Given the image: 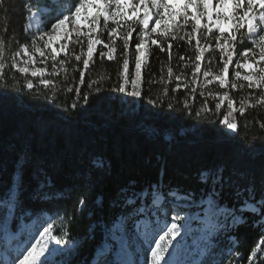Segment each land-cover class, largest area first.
Listing matches in <instances>:
<instances>
[{"label":"trees","instance_id":"1","mask_svg":"<svg viewBox=\"0 0 264 264\" xmlns=\"http://www.w3.org/2000/svg\"><path fill=\"white\" fill-rule=\"evenodd\" d=\"M42 1L0 0V200L9 204V221L43 211L64 217L65 244H77L44 264H119L108 239L119 216L133 230L153 191L193 202L216 191L242 220L226 231L234 240L229 260L216 263L217 250L209 248L199 264H252L264 228V88L239 80L201 87L194 73L205 58L230 73L245 30L217 44L187 21L185 29L155 38L157 46L143 37L139 21L98 23L102 44L85 51L78 39L68 41V56L42 82L10 62L31 39L27 4L38 9ZM106 44L109 58L102 54ZM242 198L257 211L244 208ZM105 239L108 253L100 255Z\"/></svg>","mask_w":264,"mask_h":264},{"label":"rangeland","instance_id":"2","mask_svg":"<svg viewBox=\"0 0 264 264\" xmlns=\"http://www.w3.org/2000/svg\"><path fill=\"white\" fill-rule=\"evenodd\" d=\"M177 1L179 4L175 7L176 0L172 5L168 4V0H163L160 4L156 0H128L127 3L122 0H43L38 9H32V5L27 4L24 30L31 39L28 45L11 57L10 62L23 75L47 82L48 69H56L62 61L59 58L68 56V41L78 39L85 51L92 47L95 50L102 44L95 33L98 23L106 26L126 20L139 21L143 37H149L152 44L159 46L155 38L164 36L167 31L183 30L187 26L186 22L190 21L197 28L210 33V41L217 44H223L234 33L245 30L246 40L232 59L230 73L226 66L219 63L221 69L218 70L217 65L208 58H205L204 63L201 61V65L196 62L194 73L198 75L201 87L216 83L225 88L228 81L234 87L239 80L247 86L264 88V11H260L262 0H230L225 16L214 18L210 17L208 11L217 6L222 8L226 0L213 2L212 7L210 0ZM242 12H246L245 17L241 16ZM31 14L39 21L34 23L38 25L34 29L28 28ZM185 31L188 32L189 28ZM108 35L118 36L115 31ZM213 48L214 46L208 45L206 52H212ZM141 50V55H145L147 48L144 43ZM102 54L109 58L113 51L106 44ZM136 59L138 60V55ZM124 81L129 79L124 78ZM225 100L223 96L221 102ZM229 105L233 110L236 109L234 102H229ZM222 123L229 134L234 133L233 123L225 118ZM216 195V191H213L205 198L193 202L191 196L186 194L168 192L159 195L151 192L150 202L144 207L140 206L143 216L134 222L133 230L129 229L127 218L123 216H119L108 228V239L115 244L112 258L119 264H129L130 257H133L134 264H159L157 262L160 257L167 261L174 256L179 259V264H199L210 248L217 250L214 259L216 263V259L229 260L233 254L229 242L234 240L226 231L229 226L241 222L242 218L238 212L219 203ZM132 201L133 199H129L128 203ZM242 202L245 203L244 208L257 211L246 199L242 198ZM49 216L42 213L27 220L19 216L10 222L12 216L9 204L0 200V232L4 225L7 227L3 237L14 236L18 229L23 231V239L30 233L32 239L36 238L35 248L28 249L25 258L18 262L12 258L13 264H28L29 260L44 249L47 252L36 260L37 264L55 249L67 254L75 248L77 242L74 240L65 244L67 234L63 231L64 217ZM262 221L264 222V218ZM10 223L15 228L13 232L10 231ZM57 230L60 235L58 237L54 233ZM141 239L145 242L142 247L139 246ZM155 241L157 242L153 246ZM109 244L105 239L99 253H107ZM26 247L21 246L22 252ZM155 247H158L159 254L152 253ZM5 248L12 257L18 252L14 244L5 245ZM257 257L264 259V228L263 237L254 247L249 262L254 264ZM6 263V257L0 259V264ZM231 264H235L234 261Z\"/></svg>","mask_w":264,"mask_h":264},{"label":"bare ground","instance_id":"3","mask_svg":"<svg viewBox=\"0 0 264 264\" xmlns=\"http://www.w3.org/2000/svg\"><path fill=\"white\" fill-rule=\"evenodd\" d=\"M124 3H127V1L128 0H122ZM159 4L163 1V0H156ZM175 0H168V4L169 5H172V3L174 2ZM215 1H217V2H219V1H222V0H210V4L211 3H213V2H215ZM262 1H264V0H262ZM179 4V2L176 0V2H175V5L173 6V7H175V6H177ZM230 4V0H226V1H224V5H223V7L221 8L220 6H217L214 10H209L208 12L210 13V17L211 18H214V17H220V16H225L224 14H226V12H227V8H228V5ZM160 6V5H159ZM211 7H212V4H211ZM34 14V13H33ZM38 18H35L32 14L29 16V24H28V28H30V29H34V28H36L35 26L37 25V23L36 24H34L35 22H36V20H37ZM38 21V20H37ZM39 22V21H38ZM79 24H81V23H79ZM38 26V25H37ZM263 29H264V26H263ZM14 237H10L9 239H13ZM158 241V240H157ZM157 241H155V243L153 244V246L156 244V242ZM161 243V242H160ZM144 244H145V242L141 239V240H139V246H144ZM159 244V243H158ZM44 249V248H43ZM158 247H155L154 249H153V252L152 253H154V254H159V252L160 251H158ZM45 250H42L39 254H37V256H36V258H35V260H37L38 258H40V257H42L43 255H45ZM171 256V255H170ZM172 258H174V256H172Z\"/></svg>","mask_w":264,"mask_h":264}]
</instances>
